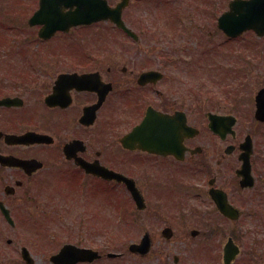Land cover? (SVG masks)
Masks as SVG:
<instances>
[{
    "label": "flooded vegetation",
    "instance_id": "obj_1",
    "mask_svg": "<svg viewBox=\"0 0 264 264\" xmlns=\"http://www.w3.org/2000/svg\"><path fill=\"white\" fill-rule=\"evenodd\" d=\"M127 1L122 19L137 38L124 34L120 41L134 51L122 50L105 65L113 52L66 51L57 39H0V264H133L124 251L132 243L147 247L145 254L128 250L134 264H184L170 253V227L143 229L139 240L128 241L137 225L129 217L170 219L172 200L189 206L199 197L226 223L212 192L238 212L237 203H252L258 228L231 231L216 243L218 263L231 239L238 249L231 264H264V138L253 126L264 125L256 105L264 86L243 95L247 112H238L234 92L227 101L197 97L216 86L209 84H216L213 70L239 71L240 37L218 29L233 0ZM228 58L233 65L223 64ZM195 74L201 83L192 82ZM212 116L234 122L233 131L213 133ZM250 121V132L236 129ZM111 172L132 179L135 197ZM112 207L124 228L110 226ZM208 231L189 236L211 244ZM112 246L121 247L113 258Z\"/></svg>",
    "mask_w": 264,
    "mask_h": 264
},
{
    "label": "rangeland",
    "instance_id": "obj_2",
    "mask_svg": "<svg viewBox=\"0 0 264 264\" xmlns=\"http://www.w3.org/2000/svg\"><path fill=\"white\" fill-rule=\"evenodd\" d=\"M24 2L28 3V6L24 4ZM226 1L222 4H224ZM37 7V0H0V28H8L14 26L18 31V36L26 37V39H37L36 33H37V27H28L26 25V18L29 17V8L32 12ZM14 10V11H12ZM22 10V11H20ZM10 14H9V13ZM15 12V14H19L20 16L18 19L16 18V24L14 23L13 19H9L11 14ZM30 12V13H31ZM161 13V12H160ZM20 20V21H19ZM134 29V28H133ZM93 34L88 32V30L84 31H71V33L62 35L58 34L52 39H57L54 41H57L58 44L62 43L64 46L67 47L66 51L68 50H74L76 51V44L75 42H79L82 40V43L85 42V40L93 39L90 44L91 51L96 52L98 54L100 53H106V52H113L111 55V59H108L106 62L103 63V65L109 63L110 61L115 60V57L119 58L120 55V44L109 41H104V39H125L123 38V35H121L118 32H114L111 29L107 28L105 25H100L99 27H95L93 29ZM11 32V31H10ZM30 32L33 34L31 35ZM90 33V34H88ZM159 33V32H158ZM9 34V33H8ZM4 35V34H3ZM15 37V36H14ZM0 39H6L4 36H0ZM55 44H52L54 48ZM33 46V45H32ZM164 47L163 44L159 45V51ZM128 48V47H127ZM237 55L238 59L235 61L234 66H238L239 71L232 73L231 75H228L227 71H222L219 68L215 71L213 70L210 74V80L214 78V81H216V84L210 85H216L215 87H208L204 89L205 96H203V93H197V97L201 96V99L207 98H214L215 99H224L226 97V101L229 100L228 94L234 92L235 94H239L237 96V100L234 101L235 105L238 107H242L243 112H247L249 110L248 107H246L245 104L241 103L243 100V95L249 94V96H253L257 89L264 86V37L259 39L252 33H246L242 35V37L239 38L237 46ZM56 49V48H55ZM109 50V51H107ZM229 48L223 47L221 50L224 53L229 52ZM54 51V50H53ZM56 51V50H55ZM131 51H134L133 49ZM119 54L117 55V53ZM102 58V57H101ZM114 58V59H113ZM113 59V60H112ZM233 59V58H232ZM103 62V58L100 60ZM234 60L223 59L222 62L224 65H229L233 63L231 62ZM123 64L121 63V66ZM244 66L246 70H240L241 66ZM200 77L197 76V74L192 77V82L194 83H201ZM231 85V86H230ZM196 90L191 91V98L193 94H195ZM218 94V95H217ZM199 95V96H198ZM241 95V97H240ZM221 96V97H220ZM241 104V105H240ZM238 112L241 110L238 108ZM250 116V115H249ZM250 118V117H248ZM252 121L250 122H241V124H237L236 129L239 132L245 133L250 132L252 129H254L253 126H257V132H260V138L263 140L264 138V125L260 123H254ZM211 138L210 135H207L206 142L208 139ZM211 142H214V139L211 140ZM209 142V146H213L212 143ZM217 143L218 141L215 140ZM216 143H214L216 145ZM129 169H135L128 167ZM133 176H136L133 172ZM139 179V178H138ZM140 181V179H139ZM190 181H193L190 179ZM194 183V182H192ZM163 201V200H162ZM177 201L172 200V209L174 212V215L167 219L166 217H161L160 219L156 220L154 218L146 217H129L131 222L137 223V225H131L130 229H133L131 233H128L127 240L130 239L132 241H137L140 238V233L143 231V229L147 228H156V227H163L164 225L170 227L173 230L174 236V242L176 243L174 245L173 251H170L171 254L174 255H181L182 259H185L184 264H219L217 260V248L214 246L216 243H224L226 240V237L229 236V233L232 231L237 232L238 234L242 233L244 235V231H248L249 229L253 228L254 231L258 230L257 225H254L252 214L250 215L251 210L254 208V205L252 203L250 204H241V202L237 203V207L240 210V217L237 222H229L226 221V223H221L220 216L213 211L211 206L209 205L208 201H203V199H200L199 197H195L194 201H190L189 206L192 204H195L196 206L189 208L188 202H183V204L178 205L175 204ZM114 204V203H113ZM171 206V205H170ZM205 210L206 213L202 216L198 215V212ZM255 210V209H254ZM253 210V211H254ZM261 216V214H259ZM115 218V209L112 207L111 214L108 217L110 226L114 228V221ZM117 222V221H116ZM221 223V227L219 224ZM118 226V224H116ZM122 228H124V223L122 222ZM191 230H198L199 232H207L208 230H213V233L209 238L211 240V244H205L203 241L205 240L206 236H199L198 238H191L189 236V232ZM215 230L216 233H215ZM220 232H222V237H220ZM253 237L255 239H260L261 235L259 234H253ZM189 237V238H188ZM203 238V239H201ZM221 238V239H220ZM182 240L181 244L179 243ZM244 237L242 239V242L245 243L247 241ZM250 242V241H249ZM178 245V246H176ZM203 245V246H202ZM121 247H115L112 246L111 250L113 249H119ZM124 251L126 252L125 260H130L133 262L137 261L138 259L132 255L127 256L128 250L124 248ZM153 251L155 255H158V250L153 248ZM219 259V258H218ZM148 261V259H146ZM151 263V262H150ZM156 263V262H155ZM158 263V262H157ZM126 264V263H125ZM136 264V263H135Z\"/></svg>",
    "mask_w": 264,
    "mask_h": 264
},
{
    "label": "water",
    "instance_id": "obj_3",
    "mask_svg": "<svg viewBox=\"0 0 264 264\" xmlns=\"http://www.w3.org/2000/svg\"><path fill=\"white\" fill-rule=\"evenodd\" d=\"M124 3L123 1L116 8H109L104 0H39V9L29 19V25H41L38 35L47 39L57 30L67 31L72 26L111 20L118 28L132 35L120 18ZM65 8L69 10L64 11ZM231 8L236 15L230 11L219 21V27L228 36L239 35L248 29L254 30L258 36L264 35V0H236L231 4ZM256 102L257 118L264 120V89L257 95ZM218 126V123L210 124L214 132L219 131ZM214 200L224 215L235 217L223 199L214 196ZM236 252V249L226 247L225 264L230 263Z\"/></svg>",
    "mask_w": 264,
    "mask_h": 264
}]
</instances>
